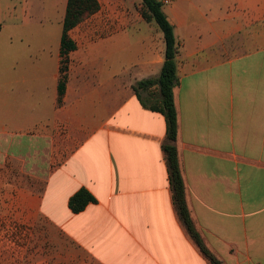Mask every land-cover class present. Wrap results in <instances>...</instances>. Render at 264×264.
<instances>
[{"label":"crops","instance_id":"1","mask_svg":"<svg viewBox=\"0 0 264 264\" xmlns=\"http://www.w3.org/2000/svg\"><path fill=\"white\" fill-rule=\"evenodd\" d=\"M158 1L179 49L176 146L195 229L221 264H264V0ZM65 3L39 52L0 55V264H210L173 202L165 117L133 89L159 77L162 31L140 12L98 11L69 33L60 101ZM81 189L96 203L74 214Z\"/></svg>","mask_w":264,"mask_h":264},{"label":"trees","instance_id":"2","mask_svg":"<svg viewBox=\"0 0 264 264\" xmlns=\"http://www.w3.org/2000/svg\"><path fill=\"white\" fill-rule=\"evenodd\" d=\"M141 16L147 22L154 21L163 33L165 43V62L161 73L156 79H146L134 85L133 89L142 101V104L152 111L164 115L166 120V140L163 145L166 165L169 172L173 202L191 238L199 247L201 253L210 264H221L204 245L199 233L196 231L186 201V185L180 168L176 142L178 139V114L174 102V89L176 87V58L179 52L174 27L168 21L163 11V4L158 0H141ZM100 10L98 0H67L63 32L61 37V78L59 81V99L66 91L69 53L76 50V44L70 38V31L82 24L87 18ZM1 29V27H0ZM154 86L159 88V98L153 95L144 98L142 92L151 90ZM96 199L86 190L81 189L69 200V209L74 214L83 212Z\"/></svg>","mask_w":264,"mask_h":264},{"label":"rangeland","instance_id":"3","mask_svg":"<svg viewBox=\"0 0 264 264\" xmlns=\"http://www.w3.org/2000/svg\"><path fill=\"white\" fill-rule=\"evenodd\" d=\"M98 1L100 10L141 12L142 8L141 0ZM65 2L66 0H0L1 57L10 55L22 59L26 58V55L32 49L39 52V45L44 41V35L39 33L41 32L40 29L42 30L44 27L46 29H57V33H60L59 20L61 14L65 12ZM50 38L53 39L51 43H55L54 46H56L58 36L57 39L56 35L55 37L50 36ZM7 240L4 243L5 250L10 253V259H12L13 241L12 238Z\"/></svg>","mask_w":264,"mask_h":264}]
</instances>
